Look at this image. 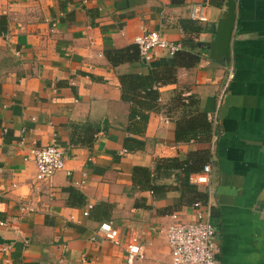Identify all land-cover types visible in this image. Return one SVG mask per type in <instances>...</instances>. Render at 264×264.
Returning a JSON list of instances; mask_svg holds the SVG:
<instances>
[{"label":"crops","instance_id":"1","mask_svg":"<svg viewBox=\"0 0 264 264\" xmlns=\"http://www.w3.org/2000/svg\"><path fill=\"white\" fill-rule=\"evenodd\" d=\"M196 1L0 0V264H125L132 237L144 257L131 264H170L164 230L172 214L194 220V202L219 264H264V0H208L204 23L188 17ZM143 30L199 55L146 108L141 91L121 97L118 77L171 56H103ZM48 144L65 158L45 186L28 151ZM204 164L209 184H196ZM103 221L119 244L96 231Z\"/></svg>","mask_w":264,"mask_h":264},{"label":"built area","instance_id":"2","mask_svg":"<svg viewBox=\"0 0 264 264\" xmlns=\"http://www.w3.org/2000/svg\"><path fill=\"white\" fill-rule=\"evenodd\" d=\"M208 0H198L192 2L189 6V19L204 23L208 21ZM136 45L138 54L142 61L151 60L155 49L164 50L171 55L178 49V45L172 41L166 40L159 31L143 30L132 38ZM232 75L231 68L227 71L226 80ZM225 85L218 94L221 98ZM217 103L213 111L207 112V118L211 124L216 123L215 113ZM212 139L215 134L211 135ZM28 156L35 165L34 180L35 182L48 186L52 175L61 170L64 165V153L54 144H48L41 147L29 148ZM192 180L196 184L208 185L210 181L209 164H204L201 171L192 175ZM48 194H52L48 191ZM32 202L21 205L22 210H32ZM199 203L194 202L193 208L194 220L181 222L178 221L175 214H172L173 222L165 230V238L169 247L170 264H219L215 258V230L208 219L206 210L198 208ZM86 214V211L83 212ZM96 231L102 237L114 245L119 244V232L117 227L109 221L100 222ZM125 264H131L133 259L144 257L142 245L138 238H130L124 245Z\"/></svg>","mask_w":264,"mask_h":264},{"label":"trees","instance_id":"3","mask_svg":"<svg viewBox=\"0 0 264 264\" xmlns=\"http://www.w3.org/2000/svg\"><path fill=\"white\" fill-rule=\"evenodd\" d=\"M174 1L171 0V2ZM182 44L183 46L170 55L173 62L172 65L153 67L144 74L128 73L120 75L118 83L121 89V97L135 99L133 95L136 93L139 95L141 91V97H143L145 102L142 100L132 101L140 107H151L157 95L156 88L158 86L175 82L176 69L178 67L190 68L195 66L199 61V55L193 51L195 44L191 41L189 42V40H182ZM185 46H187V49ZM103 56L112 65L126 61H142L135 44L118 49L104 50ZM138 114L143 120L146 119V114Z\"/></svg>","mask_w":264,"mask_h":264},{"label":"water","instance_id":"4","mask_svg":"<svg viewBox=\"0 0 264 264\" xmlns=\"http://www.w3.org/2000/svg\"><path fill=\"white\" fill-rule=\"evenodd\" d=\"M231 31V24L230 22L227 23L225 31H224V44H223V51H221L224 55H226V46H227V41H228V37Z\"/></svg>","mask_w":264,"mask_h":264}]
</instances>
